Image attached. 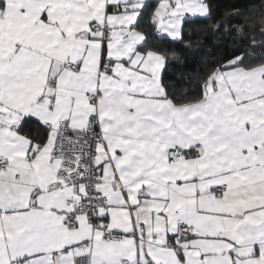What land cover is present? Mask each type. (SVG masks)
Masks as SVG:
<instances>
[{
  "label": "snow or ice",
  "instance_id": "6c2138e0",
  "mask_svg": "<svg viewBox=\"0 0 264 264\" xmlns=\"http://www.w3.org/2000/svg\"><path fill=\"white\" fill-rule=\"evenodd\" d=\"M213 5L0 0V264H264V0Z\"/></svg>",
  "mask_w": 264,
  "mask_h": 264
},
{
  "label": "trees",
  "instance_id": "16d2710c",
  "mask_svg": "<svg viewBox=\"0 0 264 264\" xmlns=\"http://www.w3.org/2000/svg\"><path fill=\"white\" fill-rule=\"evenodd\" d=\"M253 4L261 6L260 0H214L213 6L216 11L224 15L234 8L251 11ZM189 33L192 46L184 48L176 45L179 54L169 56V60L175 62L176 66L169 64L167 68L168 82L177 94V103L180 104L184 103L185 95L190 97L189 102L195 100L198 94V77L205 75L208 66L219 62L225 51L233 46V40H226L224 34L216 37L206 32L200 24L189 25ZM225 40L226 42H223ZM168 47L172 46L168 45Z\"/></svg>",
  "mask_w": 264,
  "mask_h": 264
}]
</instances>
